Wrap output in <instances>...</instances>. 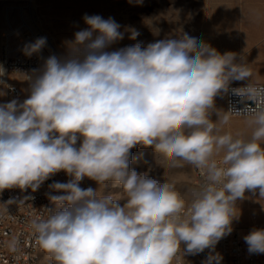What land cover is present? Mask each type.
I'll list each match as a JSON object with an SVG mask.
<instances>
[{"label": "clouds", "instance_id": "9594fccd", "mask_svg": "<svg viewBox=\"0 0 264 264\" xmlns=\"http://www.w3.org/2000/svg\"><path fill=\"white\" fill-rule=\"evenodd\" d=\"M83 20L66 54L48 56L28 78V97L0 103V193L36 192L60 172L69 177L48 186L47 216L31 221L54 264H173L182 243L183 254L208 250L202 264H222L215 248L239 220L237 202L246 193L264 198V89L230 88L251 76L237 53L187 33L109 51L125 32L131 40L139 32L121 31L111 17ZM46 46L40 37L22 51L31 57ZM229 91L258 104L248 138L222 132L211 118ZM138 146L171 167L184 161L201 170L189 201L174 183L130 168ZM85 178L119 189L122 199L82 188ZM243 239L249 254H264V228Z\"/></svg>", "mask_w": 264, "mask_h": 264}, {"label": "rangeland", "instance_id": "374dc122", "mask_svg": "<svg viewBox=\"0 0 264 264\" xmlns=\"http://www.w3.org/2000/svg\"><path fill=\"white\" fill-rule=\"evenodd\" d=\"M25 0H0V35L8 20L17 22L18 15L7 14V6ZM38 9V17L43 28L50 34L63 55L66 54V41L74 39L75 32L85 29L83 17L100 15L109 17L121 25V31L132 28L139 32L135 40L125 32L123 40L110 46L109 51L129 45L148 43L165 38H178L183 33L209 43L220 53H237L238 61L243 62L251 72L248 81L264 82V0H31ZM24 95H29V84L16 78ZM237 82H247L237 81ZM0 92L5 89L0 86ZM0 95V102H5ZM214 110L212 118L226 121L221 124L222 132H231L243 138L251 136L249 119L231 118L226 112L223 119ZM214 115V116H213ZM216 123V122H214ZM130 168L138 172L151 171L162 181L175 184L177 192L187 202L192 181V165L177 161L180 166L171 167L152 148L136 147L131 150ZM223 153L216 157L222 158ZM82 188L97 189V195L111 194L122 199L119 189L105 190L94 181L85 178ZM123 203V201H121ZM239 220L233 225L248 227L254 222L264 224V198L259 194L246 193V198L237 202ZM41 264H54V261L41 250Z\"/></svg>", "mask_w": 264, "mask_h": 264}, {"label": "built area", "instance_id": "2783aa9c", "mask_svg": "<svg viewBox=\"0 0 264 264\" xmlns=\"http://www.w3.org/2000/svg\"><path fill=\"white\" fill-rule=\"evenodd\" d=\"M16 13L17 22L8 20V23L0 35V66L5 70V75L0 78L5 81L0 84L5 89V102L17 99L23 102L28 95H24L20 85L11 81L13 75H22L29 82V77L34 76V70L40 69L44 59L55 54L64 56L59 50L54 38L47 33L40 23L38 9L33 1L25 0L18 4L8 5L7 14ZM46 37L47 46L39 55L26 56L22 51L26 43L33 42L37 38ZM8 85H11L10 90ZM250 86L254 89H264V82H237L233 81L230 88ZM257 103L245 97L234 95L229 91L226 93V112L231 118L250 119V113L255 112ZM218 161L221 158L215 157ZM69 177L60 172L51 179L44 182L36 191L31 189L21 192L18 188L6 189L0 193V264H41L38 256V243L31 221L37 217L47 216L45 207L50 206L47 193L50 192L49 185L54 181L67 182ZM201 170L194 166V176L189 194L191 199L192 190L203 182ZM56 194V193H52ZM27 197V199H25ZM12 200L13 203L7 204ZM253 228H264V224L254 222L248 227L233 225L230 235L221 239L216 245L215 251L222 257V264H264V254H249L247 245L243 239ZM16 241L13 249L11 244ZM185 245L181 244V251L177 254L173 264H202L208 255L206 249L198 255L183 254Z\"/></svg>", "mask_w": 264, "mask_h": 264}, {"label": "crops", "instance_id": "0c3cea01", "mask_svg": "<svg viewBox=\"0 0 264 264\" xmlns=\"http://www.w3.org/2000/svg\"><path fill=\"white\" fill-rule=\"evenodd\" d=\"M215 110L217 111V114H215V115H217L218 117H221V119H223V117L225 115V94H223L222 96H218L216 98ZM212 120H213V122L218 123V125L221 127V124H219L220 121L218 120V118L214 117V118H212Z\"/></svg>", "mask_w": 264, "mask_h": 264}, {"label": "bare ground", "instance_id": "6f19581e", "mask_svg": "<svg viewBox=\"0 0 264 264\" xmlns=\"http://www.w3.org/2000/svg\"><path fill=\"white\" fill-rule=\"evenodd\" d=\"M16 78H21L24 82L29 84V82L27 80H25V78L22 75H18V74L13 75L12 78H11V81L16 82L15 81ZM247 82H254V81H247ZM16 83H18V82H16ZM192 169H193V176H194V166L193 165H192ZM187 201H189V197H188ZM38 256L40 257V247H39V245H38Z\"/></svg>", "mask_w": 264, "mask_h": 264}]
</instances>
